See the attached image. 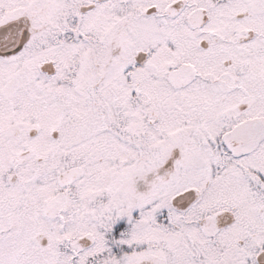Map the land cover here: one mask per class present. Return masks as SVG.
Segmentation results:
<instances>
[{
	"label": "snow or ice",
	"instance_id": "1",
	"mask_svg": "<svg viewBox=\"0 0 264 264\" xmlns=\"http://www.w3.org/2000/svg\"><path fill=\"white\" fill-rule=\"evenodd\" d=\"M0 264H264V0H0Z\"/></svg>",
	"mask_w": 264,
	"mask_h": 264
}]
</instances>
